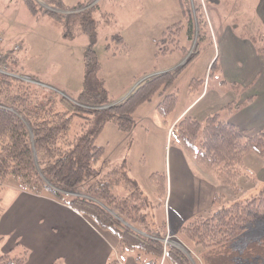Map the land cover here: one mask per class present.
<instances>
[{"label":"trees","instance_id":"obj_1","mask_svg":"<svg viewBox=\"0 0 264 264\" xmlns=\"http://www.w3.org/2000/svg\"><path fill=\"white\" fill-rule=\"evenodd\" d=\"M23 2L35 16L41 11L50 12L35 0ZM44 2L63 11L50 13L59 21L64 39L81 34L94 38L100 23L109 19V14L99 3L89 7L86 2L72 6H66L63 0ZM178 2L188 20L192 38L190 25L194 15L191 3H195L198 24L205 28L203 6L197 0ZM181 29V21L169 26L163 32V40L167 37V40L174 41L173 37L169 39V33L177 35ZM201 34L203 41L206 32ZM260 36L252 39L257 41ZM113 38L123 44L122 50L129 51L121 35ZM258 45V53L264 56V37ZM176 49L182 50L177 45L174 48L164 46L162 53L168 54ZM182 53L185 56L189 52L183 48ZM197 54L195 49L185 64L174 71L146 78L123 101L115 103L100 76L101 64L93 43L84 55L82 89L75 99L15 76L28 75L17 66L14 48L1 46L0 68L6 67L14 75L0 72V203L4 185L10 177L23 191L38 196L49 195L58 201H62L66 194L83 193L89 198L73 196L67 204L90 218L99 229L116 237L118 257L132 254L139 264L167 261L192 264L182 251L165 247L160 240L165 236L166 222L157 218L156 211L166 200V174L155 172L150 176L155 189L154 201L130 175L127 162L111 164L104 159V148L96 145V140L109 122L130 136L135 126L136 110L157 94L162 97L157 112L163 117L172 114L178 96L177 92H168L174 87L178 73ZM215 64L216 61L212 67ZM28 77L34 81L33 77ZM200 81L194 79L191 85ZM232 86L238 90L237 85ZM232 108L231 104L227 107L228 110ZM173 134V144L192 154L220 186L232 192L228 200L224 193H217L214 209L182 226L178 231L179 239L198 255L202 264H264V235L257 238L247 236L249 225L264 219V182L255 184L254 192L247 195H240L242 187L239 184L242 178L247 181L255 179L244 160L249 154L264 159V130L255 133L241 131L220 118L219 113H214L204 122L183 116L174 126ZM106 167H109L106 174L81 192L84 184ZM27 256L25 249L20 253L3 254L0 264H26ZM118 260L109 264H117Z\"/></svg>","mask_w":264,"mask_h":264},{"label":"rangeland","instance_id":"obj_2","mask_svg":"<svg viewBox=\"0 0 264 264\" xmlns=\"http://www.w3.org/2000/svg\"><path fill=\"white\" fill-rule=\"evenodd\" d=\"M35 1L40 7L50 12H63L49 7L44 0ZM190 1L193 2V0ZM197 1L203 6L206 26L204 28L198 24V12L195 3H191L194 15L193 24L190 25L193 29L191 38L188 20L181 12L178 0H63L66 6L86 2L90 7L99 3L103 11L109 14L108 21L100 23L94 38L81 34L71 39H64L61 35L59 21L50 12L41 11L35 16L23 0H0V36L2 38L0 47H22L21 51H14L17 57L16 64L21 71L23 70L25 74L33 77L35 83L54 91L55 94L75 99L82 89L84 55L90 44L93 43L101 64L100 76L104 80L108 95L114 100H120L127 94L125 92L130 86L132 89L135 84L146 77L157 76L160 71L167 72V68L176 65L171 69L174 71L175 68L183 65L190 54L197 49L198 54L178 73L174 87L168 92L178 88V103L175 109L177 112L187 102L189 95L193 93V90L189 91V89L193 87L191 82L194 79H201L205 84L207 81V85L210 79L211 87L220 86L221 72L218 65L221 62L216 64L211 76V67L207 71L210 57L215 56L214 61H216L220 54L216 35L212 34V42L211 38L201 41L203 35L201 33L210 30L209 14H214L213 21L218 23L223 21L225 16L218 14L223 6L216 5L215 0L212 2L209 0ZM180 21L182 24L180 32L172 36L169 33V39L173 37L175 40L169 41L167 37L166 40H163V32L167 31L169 26ZM115 35L123 37L129 47L127 53L122 50L123 44L113 38ZM197 43L198 48H196ZM176 45L182 50L183 48L188 50L189 53L185 59L181 49H176L168 54L162 53L164 46L174 48ZM1 69L0 71H2ZM20 77L32 80L27 76L20 75ZM159 97L158 94L154 96L150 102L144 104H147L146 110L137 112L140 114L135 116L136 121H139L136 126L143 123V119L150 115L151 107L155 105ZM140 115L142 116L140 117ZM140 130L136 133L135 138L128 142L124 133L122 134L115 124L109 122L98 136L96 145L104 148V159L107 158L114 166L126 161L130 175L137 178L144 192L156 201L155 189L150 176L155 172L165 173L163 170L166 169L168 160L166 139L164 134L159 135L151 128L148 132ZM109 167L102 170L104 173L100 172L86 182L81 188V192L92 182L100 180ZM251 167L253 168V166ZM239 184L242 187L240 195H247L254 192L252 189L255 184H258V181L257 178L249 181L242 178ZM4 186L0 211L4 207L19 202L30 203L12 177ZM218 193H224L226 200L231 199L232 192L227 187L220 186ZM72 194H66L61 199L62 201H56L67 204L73 196L89 198L83 193ZM156 212L157 218L166 222L164 206H160ZM178 231L174 233L166 222L165 236L160 239L161 242L165 247L180 248L181 250H178L182 251L192 264H202L198 255L179 239ZM247 231V236L250 238L264 235V219L251 223ZM1 247L0 256L3 255ZM56 263L58 264L60 261H56ZM163 264L172 263L167 261Z\"/></svg>","mask_w":264,"mask_h":264},{"label":"crops","instance_id":"obj_3","mask_svg":"<svg viewBox=\"0 0 264 264\" xmlns=\"http://www.w3.org/2000/svg\"><path fill=\"white\" fill-rule=\"evenodd\" d=\"M215 1L216 5L223 6L218 14L225 17L218 23L212 19L214 14H209L210 32H205L211 42L215 33L220 47L216 59V64L221 62L218 65L220 86L211 87L210 79L208 85L207 81L205 84L200 79L193 89H189L193 93H189L184 106L168 117L157 112V105L162 100L159 97L152 105L150 115L143 119L144 124L136 126L139 121L135 116L140 114L137 112L146 110L147 104H143L134 114L135 126L131 135L124 134L128 142L135 138L139 129L148 132L151 128L153 132L165 135L168 160L163 170L167 176L164 210L168 227L174 233L196 216L214 209V199L220 190L213 175L202 168L192 154L171 142L170 131L178 120L186 115L204 122L208 116L219 113L220 118L241 131L255 133L264 130V56L258 53V44L264 37V0ZM259 36L257 41L252 39ZM214 59L215 56H211L207 65V71L211 67L210 76L216 66L212 67ZM174 67L176 65L166 71H172ZM232 85H237L238 90ZM131 87L115 103L123 101L136 84ZM177 91L178 88L173 89V92ZM230 104L233 108L228 110ZM244 161L248 172L257 178L258 183L264 182V159L249 154ZM23 192L30 203L19 202L0 211L3 254L20 253L25 249L28 252L26 264H57L56 261H60L58 264H109L116 259H119L117 264H139L132 254L118 257L116 237L99 229L90 218L68 204L47 195Z\"/></svg>","mask_w":264,"mask_h":264},{"label":"built area","instance_id":"obj_4","mask_svg":"<svg viewBox=\"0 0 264 264\" xmlns=\"http://www.w3.org/2000/svg\"><path fill=\"white\" fill-rule=\"evenodd\" d=\"M1 41H2V38H1V36H0V43H1ZM21 48L19 47V46H17V47H15L14 48V51H16V50H20ZM2 71H0V72H3V73H6V74H10V75H13L12 73H9L8 71H7V68L5 67L4 69H1ZM26 80V79H25ZM28 81H30V80H28Z\"/></svg>","mask_w":264,"mask_h":264},{"label":"water","instance_id":"obj_5","mask_svg":"<svg viewBox=\"0 0 264 264\" xmlns=\"http://www.w3.org/2000/svg\"><path fill=\"white\" fill-rule=\"evenodd\" d=\"M185 63V62H184ZM160 74V73H159ZM147 78V77H146ZM146 78H144V79H142L141 81H139L137 84H136V86H138L141 82H143ZM149 78V77H148ZM178 249H180V248H178ZM181 250V249H180Z\"/></svg>","mask_w":264,"mask_h":264}]
</instances>
